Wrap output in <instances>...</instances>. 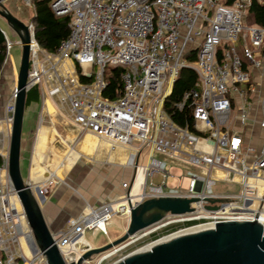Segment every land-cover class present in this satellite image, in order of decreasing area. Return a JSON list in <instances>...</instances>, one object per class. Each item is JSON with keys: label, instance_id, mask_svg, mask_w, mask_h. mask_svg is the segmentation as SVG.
Segmentation results:
<instances>
[{"label": "built area", "instance_id": "1", "mask_svg": "<svg viewBox=\"0 0 264 264\" xmlns=\"http://www.w3.org/2000/svg\"><path fill=\"white\" fill-rule=\"evenodd\" d=\"M22 1L33 6V0ZM253 2L264 5V0H52L56 15L71 16L70 34L54 52L39 44L32 18L26 24L30 31L28 91L40 86L42 98L57 100L82 133L106 140L111 148H132L128 164L143 175L137 195L132 191L134 182L125 181L122 187L128 192L70 217L64 230L54 235L67 264L92 248L82 244L87 231L107 234V223L114 216L129 218L133 207L151 198L196 201L193 211L168 213L83 264H107L141 239L171 227L177 229L146 246L211 223L258 220L264 227V26L246 23ZM4 33L0 101L6 87L4 68L12 63L11 49L23 47L20 38L12 41ZM108 67L124 69L114 98L104 94L110 82ZM184 67L194 69L198 81L181 100L172 101ZM17 80L18 76L7 94L5 116L0 118L8 130L0 131L4 158L0 164V264L20 260L48 264L35 246L9 175V152L5 153L16 110ZM185 109L191 121L185 119V125H180L170 111ZM222 182L230 189L216 191ZM27 183L37 196L46 198L58 181L55 177Z\"/></svg>", "mask_w": 264, "mask_h": 264}, {"label": "water", "instance_id": "2", "mask_svg": "<svg viewBox=\"0 0 264 264\" xmlns=\"http://www.w3.org/2000/svg\"><path fill=\"white\" fill-rule=\"evenodd\" d=\"M0 15L7 20L23 43L9 149V175L25 208L35 246L45 255L48 264H67L46 221L39 196L24 179L21 170L30 70V31L28 26L4 5L3 0H0ZM194 201L196 199L160 197L138 203L131 210L124 235L102 247L90 248L77 262L70 264H83L84 260L92 259L124 243L131 236L162 220L168 213L184 214L193 211L191 205ZM112 264H264V227L258 220L206 224L173 234Z\"/></svg>", "mask_w": 264, "mask_h": 264}, {"label": "crops", "instance_id": "3", "mask_svg": "<svg viewBox=\"0 0 264 264\" xmlns=\"http://www.w3.org/2000/svg\"><path fill=\"white\" fill-rule=\"evenodd\" d=\"M5 78L8 79L6 76ZM38 116L40 123L35 129L33 150L29 155L25 154L28 174L24 179L27 182L34 183L44 180V177L42 179L34 177L32 173L34 161L39 162L40 168L54 170L56 164L64 160L65 157L69 158L71 151H76L79 154L72 167L66 171L64 181L60 179L52 193L46 198L39 196L46 221L53 234L58 235L64 230L70 217L79 216L89 206H97L128 192L130 189L122 187L123 181L134 182V188L139 171H136L132 166H127L132 148L128 146L111 148L106 140L100 139L92 133H82L70 121L67 113L62 111L57 100L48 97L42 98ZM93 138L97 140V145L89 144L88 140ZM47 151H51L50 153L55 159V163H52L54 166L56 165L54 169L48 165L50 160H48ZM106 162L112 164L107 166ZM96 166L103 167L100 169L102 175L96 174V172L95 174L93 172L86 173L89 167ZM84 167H87V170L73 181L71 174L82 171ZM140 176L143 177L142 172ZM97 188L104 192L102 194L97 192Z\"/></svg>", "mask_w": 264, "mask_h": 264}, {"label": "rangeland", "instance_id": "4", "mask_svg": "<svg viewBox=\"0 0 264 264\" xmlns=\"http://www.w3.org/2000/svg\"><path fill=\"white\" fill-rule=\"evenodd\" d=\"M3 3L15 16H17L25 24H28L31 21V18L35 13L34 4L32 7H29V6H26L22 0H3ZM247 13H248V18L246 19V23L248 25L255 24L254 17L251 14L249 8L247 9ZM0 25L4 29V31L8 34L10 40L17 41L19 39V35L11 28V26L9 25L7 20L4 17H2L1 15H0ZM11 54H12V63H9L4 68V75L8 79L5 78V80H3L4 81L3 85L4 84L6 85V90L4 91L3 99L0 101V118H4V116H5V113H4V106L5 105L4 104H5L6 100H8L7 94H9V92H11V89L14 87L13 79H15L16 76H18V71L20 69L22 55H23V47H21L19 45H15L11 49ZM110 71H111V69L108 67V69H107L108 75H109ZM38 87L40 88V86H38ZM40 91H41V89H40ZM41 100H42V96H41V99L39 102H33L32 104H30V106H28V108L25 111L24 125H23V136H22V150H21V170H22V174H23L24 178H26L27 174H28V164L26 161L27 158H26L25 154L29 155L31 153V151L33 150V144H34V140H35V129H36V126L38 127L39 123H40L39 122L40 117L38 115H39V111L41 110ZM44 124H46V123L44 122ZM6 129H7L6 125L1 122L0 123V131H7L8 132V130H6ZM2 138H5V136H3ZM10 142H11V138L6 137L5 138V145H6L5 153L9 152ZM88 142L92 146L97 145V144H95V142L98 143L97 140L94 138L89 139ZM50 152L51 151H47V153H48L47 157H48V160H50V163L48 165H50L51 168L53 167V169L57 165L54 170H50V173L52 174V173L59 171L60 172L59 179L64 180L65 179L64 177H65L66 171H67L64 168L65 167V161L70 160L71 161V167H72V165L76 161L79 154L76 151H71L69 158L65 157L64 160L60 161V163H58L54 166V164H52V163H55V159L51 155ZM146 153H147V149H145L143 151V155ZM141 162H145L144 158L142 159ZM109 164L111 165L112 163L106 162L107 166ZM34 165H35V162H34L33 168H32L33 169L32 170L33 175L35 174L34 173V167H35ZM38 165H39V162H38ZM127 166L130 167V165H128V164H127ZM102 168L103 167H100V166H96L94 168L89 167L88 171L86 173L93 172L95 174V172H96V174H101L102 172L100 169H102ZM79 170H81V169H79ZM85 170H87V167H84V169L82 171H78L76 174H74V172H73V174H71V178H73V181L76 180L78 178L77 176L78 175L80 176V174L83 173ZM141 172L142 171L139 169L138 178L140 177ZM172 172L179 174L178 170H173ZM49 176L50 175L48 173V177ZM56 179H57V181H60L58 178H56ZM44 180H45V177H44ZM160 180H161V178H158L156 181L159 182ZM82 181H83V178L81 179V182ZM123 182H125V181H123ZM214 189L216 191H226V190H229L230 187H229V184H227L226 182H222V183L217 184ZM97 192H101V194H102V192H104V191L97 188ZM128 223H129L128 217L116 215L107 223V234H104L102 231H100L98 229L89 230L85 233V235L82 239V244L84 246L89 245V247H92V248L102 247V246L112 242L113 240L118 239L122 235H124V233L127 229ZM176 229L170 230L169 232H165L164 234L170 233L171 231H174ZM164 234L157 236V238L164 235ZM157 238L152 239L151 237H147V238L141 239L136 244V246L130 247L126 251L119 253L112 260H110L107 264L114 263L115 261L122 258L123 255H126L129 252H132L133 250H135L137 248L144 247L147 244H149L152 240H155ZM19 264H24V262L22 260H20Z\"/></svg>", "mask_w": 264, "mask_h": 264}, {"label": "trees", "instance_id": "5", "mask_svg": "<svg viewBox=\"0 0 264 264\" xmlns=\"http://www.w3.org/2000/svg\"><path fill=\"white\" fill-rule=\"evenodd\" d=\"M232 0H229V2ZM52 0H33L34 15L32 20L36 24V38L39 44L48 51L54 52L58 49L60 43L66 39L70 34V15L58 16L51 8ZM251 14L254 17V22L261 26H264V5L257 2H253L249 7ZM194 56V55H193ZM191 56V59H193ZM6 57V37L4 29L0 25V71L3 68ZM124 69L121 67L111 68V71L107 79H109L108 89L104 94L108 97L114 98L117 96V90L121 87L120 73ZM198 81L197 73L190 67H184L179 77L177 78L173 93L171 95L172 101H179L183 95L196 85ZM41 99V91L38 86H34L27 93L26 109L33 102H39ZM170 114L172 118L180 125H185V119L191 121L187 109L183 112L179 110H171ZM4 162V158L0 155V164ZM177 227H171L162 232H169ZM175 231V230H174ZM173 232V231H171ZM159 235H154L151 238H157Z\"/></svg>", "mask_w": 264, "mask_h": 264}, {"label": "bare ground", "instance_id": "6", "mask_svg": "<svg viewBox=\"0 0 264 264\" xmlns=\"http://www.w3.org/2000/svg\"><path fill=\"white\" fill-rule=\"evenodd\" d=\"M76 135V134H75ZM69 138V137H68ZM94 143V142H93ZM95 144H97L96 142H95ZM126 161V160H125ZM35 162V167H34V177L35 178H43V177H45V179H47V177H48V173H49V177L48 178H59L60 177V172L59 171H57V172H55V173H50V170H47V169H45V168H40V164L38 165V162L37 161H34ZM125 163V162H124ZM66 170H68L69 168H71V161L70 160H66L65 161V167H64ZM64 181V180H63ZM142 182H143V177L142 176H140L139 178H138V180H137V182H136V184H135V186H134V188H133V193H134V195H137L138 194V192L140 191V189H141V184H142ZM22 243H23V246H24V248H25V250H26V252L28 253V254H30V251H29V249L27 248V244H26V241H25V239H23L22 240Z\"/></svg>", "mask_w": 264, "mask_h": 264}]
</instances>
